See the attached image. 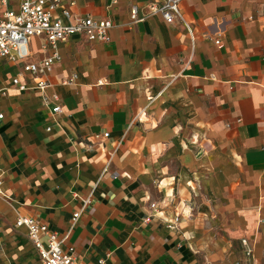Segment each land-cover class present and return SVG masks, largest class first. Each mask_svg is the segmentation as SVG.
<instances>
[{
  "label": "crops",
  "instance_id": "crops-1",
  "mask_svg": "<svg viewBox=\"0 0 264 264\" xmlns=\"http://www.w3.org/2000/svg\"><path fill=\"white\" fill-rule=\"evenodd\" d=\"M153 1L61 0L110 19V40L58 43L47 93L61 113L33 83L0 98V264H42L19 216L66 237L83 264H264V0H182L190 29L150 13ZM20 68L0 61L3 83ZM151 202L159 214L144 222ZM174 212L171 230L160 218Z\"/></svg>",
  "mask_w": 264,
  "mask_h": 264
},
{
  "label": "built area",
  "instance_id": "built-area-1",
  "mask_svg": "<svg viewBox=\"0 0 264 264\" xmlns=\"http://www.w3.org/2000/svg\"><path fill=\"white\" fill-rule=\"evenodd\" d=\"M181 1L154 0L149 4L150 13L160 14L169 24L181 20L190 29L181 12ZM146 17L140 14L136 5L131 7L132 23L142 22ZM112 27L113 22L107 18L73 15L69 8L62 6L61 0H21L17 9L11 7L9 0H0V61H10L21 65L20 70L11 78L9 85L4 84L0 78V98L7 95L10 87L23 92L30 88V83H33V87L43 93L44 104L49 105L54 102L51 110L55 114L61 113L62 105L59 95L47 93L51 86L49 73L62 58L58 43L76 34L85 35L90 41L106 42L110 40ZM34 37L45 39L42 49L49 53L41 60L29 61L28 59L32 56L31 41ZM216 42L219 43V40ZM75 78L76 74H73L71 77L62 79V83L71 84ZM0 118H3L2 113ZM108 136L109 132L93 133V138L97 142H101ZM117 175V172L113 173V176ZM90 203V196L83 199V208L74 213V221H77L82 210ZM150 209L152 212L144 218V222L151 221L159 214L156 202L150 203ZM182 213L174 212L172 216L166 217L161 215L160 221L168 229H179ZM15 226L26 228L27 236L34 244L42 264H83L76 256L73 246L68 248L64 246L66 237L51 230L47 224L33 217L19 216ZM241 242L245 256L252 258L253 246L249 240L242 238ZM99 264H105V259H100Z\"/></svg>",
  "mask_w": 264,
  "mask_h": 264
}]
</instances>
